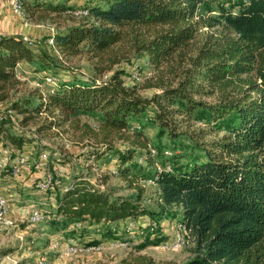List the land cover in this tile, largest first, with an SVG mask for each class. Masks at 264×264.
<instances>
[{"label":"trees","instance_id":"trees-1","mask_svg":"<svg viewBox=\"0 0 264 264\" xmlns=\"http://www.w3.org/2000/svg\"><path fill=\"white\" fill-rule=\"evenodd\" d=\"M205 1L84 0L79 9H64L85 10L78 14L91 21L50 35L51 46L66 55L88 54L98 73H111L106 79L81 75L62 81L56 72L46 73L57 77L55 85L12 99L20 83L17 63L43 73L56 65L21 35L0 34V102L10 99L7 108L19 115L15 124L0 117V146L22 153L33 138L23 127L37 120L36 131L68 125L87 142L85 161L114 160L115 173L131 190L114 194L98 187L86 178L90 164L78 161L60 176L61 187L54 161L47 159L55 203L43 220L52 228L96 226L112 238L132 222L152 232L177 207V224L192 244L181 264H264V0L218 1L215 13L202 7ZM21 5L26 16L39 18L41 10L54 11L65 2ZM148 127L171 145L190 143L187 161L169 168L160 161L162 166L144 170L138 157L149 166L159 159ZM141 179L154 185L155 209L143 204ZM0 180L11 181L7 165L0 168ZM123 262L154 264L147 257Z\"/></svg>","mask_w":264,"mask_h":264},{"label":"rangeland","instance_id":"rangeland-1","mask_svg":"<svg viewBox=\"0 0 264 264\" xmlns=\"http://www.w3.org/2000/svg\"><path fill=\"white\" fill-rule=\"evenodd\" d=\"M63 1L65 2L63 8L54 11L41 10L42 16L38 18L26 16L21 0L17 2L20 11H23V16L14 10L12 0H0V34H17L25 37L34 50L46 51L56 65L50 72L43 73L35 72L32 64L26 65L24 62V64H16L14 72L20 83L15 90L10 92V99L34 87L44 89L45 84H42L39 79L46 73L56 72L58 81L70 80L72 76L81 75L88 78L106 79L111 73L110 70L98 73L95 60L88 54L66 55L47 43V37L54 35L55 32L62 31L76 23L91 21L89 17L76 13L77 10H64L69 7L79 9L84 0ZM218 1L223 0H206L202 7L211 9L210 13H215L214 8ZM143 77L134 79L140 82ZM124 79L130 82L132 78L124 77ZM142 92L147 93L149 90L144 89ZM9 100L0 102V117H6L12 124H15L19 115L7 108ZM85 118L93 125L96 124L94 117ZM40 123V120H37L36 123L23 127L33 135V138L23 145L22 153L26 156V162L15 175L12 173V164H6L9 167L11 181L0 180V197H3L7 204V211L0 221V264H17L18 261H24L26 264H124V259L136 261L141 257L151 258L154 264H181L191 255L192 244L189 241H186L179 249L166 246V243L173 238L177 227L176 217L179 211L177 207L168 209L162 217V224L152 232L139 225L130 228L122 226L112 238L104 237L95 228L96 226L70 229L71 224H69L64 228H52L47 221L45 222L43 216L47 218L50 210L53 209L55 194L53 189H45L37 185L46 177H50L51 183L54 180L52 171L47 169L46 164V168L40 167L42 165H40L38 156L42 152L47 154L49 162L54 161L53 171L57 176L55 183L61 187L65 185V180L60 181V176L65 170H71L75 166V161H78L83 167H88L86 164H90V174L86 178L98 187L106 188L114 194H125L131 190L128 189L126 182L115 173L114 160H109L108 163L106 160L86 159L85 161L83 156L87 142L79 139L78 132L70 126L63 125L61 128L53 127L50 130L36 131ZM147 129L149 143L151 147L157 149L156 156L159 159H154V165L149 166L145 157H138L144 170L153 171L158 165L162 166L160 161L167 166L168 164L182 165L193 152L190 148L191 144L186 140L180 144L171 145L166 136L156 135L155 128L148 127ZM210 137L211 135H206L207 139ZM164 150H169L170 154H164ZM13 153L12 158L18 154L16 150ZM63 156V162L57 163L56 157ZM140 181L146 189L143 204L149 209H155L154 185L142 179ZM35 210L42 218L33 222L30 215ZM71 243H80L83 250L68 253L67 247Z\"/></svg>","mask_w":264,"mask_h":264},{"label":"built area","instance_id":"built-area-1","mask_svg":"<svg viewBox=\"0 0 264 264\" xmlns=\"http://www.w3.org/2000/svg\"><path fill=\"white\" fill-rule=\"evenodd\" d=\"M233 1L240 3V4H247L250 0H233ZM11 4L13 5L14 10L19 15L23 16V11H20V8H19L20 6L17 0H12ZM81 12L84 13L85 10L76 11V13H81ZM23 38L24 40L26 39L25 37ZM47 43L53 45V37L51 36L48 37ZM17 65L19 64L17 63ZM56 83H57V77L55 75L47 74L43 76L42 84L53 86ZM165 153L170 154V151L164 150V154ZM38 159L40 161V165L44 166L47 163V154L45 152L40 153L38 156ZM25 162H26V156L23 153H19L16 156H13L12 158L11 149L6 146H2V145L0 146V167L5 166L8 163L12 164V173L15 175L18 172L19 168L25 164ZM167 168H169V166H167ZM37 185L40 186L41 188L47 189L51 185L50 177L43 178L41 181L37 183ZM6 211H7L6 200L3 197H0V221L2 219V216L6 213ZM41 218L42 217L38 211L35 210L31 212V215H30L31 221L35 222V221L40 220ZM76 225H79V223H76ZM130 227H133L132 222H129L127 225V228H130ZM186 241H187L186 231H185L184 226L182 224H177L175 234L173 238L168 243H166V246L171 249H179L185 244ZM81 250H83V247L77 243L76 244L71 243V245L67 247L68 253H75Z\"/></svg>","mask_w":264,"mask_h":264},{"label":"crops","instance_id":"crops-1","mask_svg":"<svg viewBox=\"0 0 264 264\" xmlns=\"http://www.w3.org/2000/svg\"><path fill=\"white\" fill-rule=\"evenodd\" d=\"M141 222V221H140Z\"/></svg>","mask_w":264,"mask_h":264}]
</instances>
